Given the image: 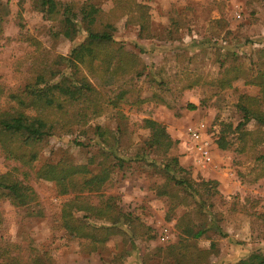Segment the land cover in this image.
<instances>
[{"label":"rangeland","instance_id":"rangeland-1","mask_svg":"<svg viewBox=\"0 0 264 264\" xmlns=\"http://www.w3.org/2000/svg\"><path fill=\"white\" fill-rule=\"evenodd\" d=\"M59 1H89L106 11L112 4L111 0ZM136 1L148 7L152 36L139 38L138 27L125 24L124 19L117 22L114 32L116 44L137 53L146 66L141 76L126 81L132 88L128 101L117 108L108 106L102 115L70 134L46 138L34 165L37 168L60 160L87 164L94 159L88 166L95 171L101 153L110 147L100 142L96 128L112 130L118 141L111 139L109 143L114 147L109 157L110 181L104 192L114 196L117 205L137 222L150 227L154 238L115 234L102 248L89 251L86 239L70 238L60 226V207L72 194L60 195L54 183L32 179L36 200L29 206L15 207L0 199L1 262L17 254L25 261L35 253L46 264H174L165 249L179 239L175 223L183 215L206 229L201 237L189 239L190 243L208 249L214 242L218 250V254L208 256L206 264H237L252 252L264 254V220L257 215L264 212V176L255 179L252 171L255 158L264 153V140L254 145L248 141L243 146L237 132L231 130L223 135L226 149L217 145L222 124L231 123L234 128L241 119L236 107L239 96L258 92L247 81L264 66L263 1ZM0 19V83L5 91L23 86L31 74L33 57L67 55L82 39L81 35L74 41L56 38V22L43 19L32 0H0ZM29 37L41 42L42 53H31ZM136 44L144 51L139 52ZM232 64L238 67L239 77L230 87L210 83ZM114 87L103 92L112 95ZM5 101L2 99L1 105ZM189 104L195 107L190 109ZM147 118L164 125L174 140L167 157L177 156L192 179L216 182L218 192L211 198L212 205L204 207L205 214H199L192 202L167 213L166 198L151 189L163 182L165 175L143 160L160 158L147 142L149 130L142 126ZM198 122L204 123L203 135L211 145L212 163L206 168L196 164L187 149V129ZM256 127L254 121L245 126L247 130ZM12 165L0 153V173ZM209 218H214V224ZM163 229L167 232L161 239Z\"/></svg>","mask_w":264,"mask_h":264},{"label":"trees","instance_id":"trees-1","mask_svg":"<svg viewBox=\"0 0 264 264\" xmlns=\"http://www.w3.org/2000/svg\"><path fill=\"white\" fill-rule=\"evenodd\" d=\"M32 2L43 19L56 22V38L61 36L74 41L81 35L82 39L70 48L67 55L58 54L48 59L40 54L41 42L29 37L28 44L33 46L31 53L40 55L31 60V74L27 81L17 91H5L0 83V102L6 100L4 105L0 103V153L5 161L13 163L0 173V199L8 200L15 207L29 206L36 200L30 180L50 181L58 194H72L60 207L61 228L70 238L86 239L89 251L102 248L115 234L131 238L138 233L146 239L154 238L150 227L137 222L136 217L117 205L114 196L104 192L110 181L109 157L114 147L109 143L111 139L118 141L112 130L96 128L100 142L110 147L101 153L102 158L95 171L88 166L94 159L87 164L60 160L43 163L37 168L34 165L46 138L70 134L75 128L102 115L108 106L117 108L128 101L132 88L131 82L126 81L141 76L146 66L137 53L116 44L114 32L117 22L124 19L125 24L138 27L139 38H150L148 7L136 0H111L107 11L89 1ZM171 22L174 23L172 19ZM135 46L139 52L144 51V47ZM238 77L239 69L232 64L224 67L210 83L228 88ZM247 82L256 86L258 92L239 96L236 107L241 119L234 128L231 123L222 124L221 135L217 139L220 149L227 147L223 138L226 131H236L243 146L248 141L254 145L264 140V66L259 67ZM109 86H115L112 95L103 92ZM188 107L192 109L195 106L189 104ZM250 121H254L257 127L247 130L245 126ZM142 126L149 130V148L160 155L159 159L143 157V160L161 169L165 175L164 181L153 184L151 189L157 196L166 198L167 213L192 202L199 214H205L204 207L212 205L211 198L218 192L216 182L192 179L190 171L179 163L177 156H166L174 140L164 125L147 118L143 119ZM254 163L252 171L258 179L264 176V153L258 155ZM257 215L264 220V212ZM212 219L209 221L214 224ZM175 228L180 233L179 239L165 249L166 256L172 257L174 264H206L211 253L218 254L214 242L208 249L190 243L189 239L201 237L206 229L197 226L187 215L176 221ZM20 258L19 254L10 255L0 264H46L35 253L25 261ZM237 264H264V254L252 252L239 259Z\"/></svg>","mask_w":264,"mask_h":264},{"label":"built area","instance_id":"built-area-1","mask_svg":"<svg viewBox=\"0 0 264 264\" xmlns=\"http://www.w3.org/2000/svg\"><path fill=\"white\" fill-rule=\"evenodd\" d=\"M204 123L198 122L194 126L187 129L188 145L187 149L192 153L196 164L206 168L212 163L211 145L207 138L203 135ZM166 229L161 233V239H164Z\"/></svg>","mask_w":264,"mask_h":264}]
</instances>
